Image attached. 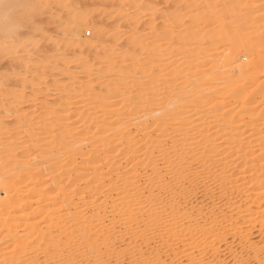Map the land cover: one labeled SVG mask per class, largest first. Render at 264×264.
<instances>
[{
    "label": "rangeland",
    "instance_id": "rangeland-1",
    "mask_svg": "<svg viewBox=\"0 0 264 264\" xmlns=\"http://www.w3.org/2000/svg\"><path fill=\"white\" fill-rule=\"evenodd\" d=\"M14 1H5L0 7V124L10 122L16 112L39 118L45 112L60 115L64 108L69 111L62 116L74 126L86 109L93 115L106 109L113 118L133 109L135 118L140 114L141 94H147L149 99L155 94L154 102L163 104V100H169L168 91L173 86H187L183 79L174 84L175 76L183 69L180 59L185 57L194 75L191 79L198 77L200 89L193 99L198 101L196 108L187 109V127L195 128L203 115L200 120L211 142L205 153L212 157L219 154L217 160L207 157L203 171L195 170L198 174L204 172L205 177L203 264H264V185H260L264 184V0H87V22L73 20L69 13V7H76V0H30L31 4L28 0ZM194 33L198 36L193 37ZM235 37H246L254 51L245 54ZM85 40H93L94 46L89 47ZM186 42L190 44L187 53L182 54ZM151 50L153 54L147 58L146 52ZM111 52L113 58L105 62L103 57ZM236 54L241 64L256 60L259 67L252 77L235 78ZM198 57L202 60L199 63L195 62ZM133 65L139 69L137 84L141 86L126 84L123 94L114 96L103 91L106 80H115L118 74L123 80L131 75ZM110 67L113 71L107 73ZM87 82L92 83L95 93H78V86ZM228 85L234 92L229 96L224 93ZM222 93L226 99H221ZM244 108L253 109L251 116L250 110L245 112ZM170 126L174 127L169 124V129ZM168 143L166 147L171 144ZM258 154L263 157L258 158ZM248 167L252 168L246 171ZM258 188L263 196L257 194ZM41 207L47 208L46 203ZM16 232L12 235H23L22 229ZM5 239L0 245L10 246ZM156 243L157 240L153 245ZM163 255L165 252H159V257Z\"/></svg>",
    "mask_w": 264,
    "mask_h": 264
},
{
    "label": "bare ground",
    "instance_id": "bare-ground-1",
    "mask_svg": "<svg viewBox=\"0 0 264 264\" xmlns=\"http://www.w3.org/2000/svg\"><path fill=\"white\" fill-rule=\"evenodd\" d=\"M5 1L15 2L0 0V7ZM76 2L75 8L69 7V13L73 20L87 22L89 2ZM224 11L229 13L227 9ZM194 36L198 34L194 33ZM244 38L235 37V43L250 55L254 47ZM92 41L85 40L84 43L92 48ZM186 43L182 54L190 44ZM112 52L103 57L105 62L113 58ZM147 52V58L153 54L152 50ZM237 55L233 62L235 78L252 77L259 67L256 60L241 64ZM180 60L183 69L175 76L178 83H173L177 85L178 80L183 79L182 83L187 86L181 89L179 85L173 86L168 91L171 92L169 100L165 98L163 104L154 102L155 94L149 99L147 94H141L144 88L140 89V114L135 118L133 109L115 114L114 118L106 109L94 115L86 109L84 117L74 126L68 117L62 116L69 111L64 108L60 115L45 112L39 118L16 112L10 122L0 124V235L5 233L0 241L6 238L10 243V246L0 245V264H123L124 260H129L130 264H203L205 188L202 181L205 177L202 171L212 157L205 153V147L211 142L201 122L203 115L195 128L194 125L192 129L187 127L190 126L185 117L187 109L194 110L198 102L193 100L199 89L198 77L191 79L194 75L190 73V62L185 57ZM200 61L201 57L195 59L197 63ZM136 66L133 65L135 69L132 68L131 75L123 76L127 83L118 74L117 79L103 83V91L114 96L123 94L126 84L137 86L140 82L137 84L139 69ZM111 70L110 67L107 73ZM229 85L223 91L228 96L234 93ZM78 89V93L83 94L96 91L90 82ZM224 93L221 99L225 98ZM249 110L248 113L253 112V109ZM226 113L230 112L227 110ZM262 114L264 116V110ZM213 115L210 117L214 118ZM169 124L174 127L169 129ZM187 128L190 131L187 132ZM236 140H233L235 144ZM168 141L171 144L166 147ZM236 145L239 147V143ZM214 155L212 158L217 160L219 154ZM196 169H201L202 173L198 174ZM250 181L244 183L248 186ZM21 184L22 187H18ZM260 190L256 192L262 195ZM19 198L24 202L21 203ZM45 203L47 208L44 209L41 205ZM21 229L22 236L12 235ZM160 250L166 254L162 258L159 257Z\"/></svg>",
    "mask_w": 264,
    "mask_h": 264
}]
</instances>
